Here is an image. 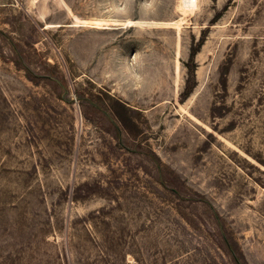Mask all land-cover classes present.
<instances>
[{"label":"rangeland","instance_id":"1","mask_svg":"<svg viewBox=\"0 0 264 264\" xmlns=\"http://www.w3.org/2000/svg\"><path fill=\"white\" fill-rule=\"evenodd\" d=\"M0 264H264V0H0Z\"/></svg>","mask_w":264,"mask_h":264}]
</instances>
